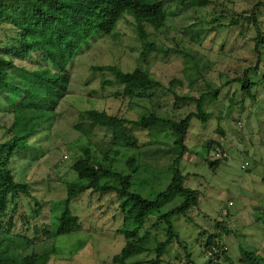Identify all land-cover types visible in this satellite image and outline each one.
Here are the masks:
<instances>
[{
    "label": "rangeland",
    "instance_id": "rangeland-1",
    "mask_svg": "<svg viewBox=\"0 0 264 264\" xmlns=\"http://www.w3.org/2000/svg\"><path fill=\"white\" fill-rule=\"evenodd\" d=\"M159 1L169 12L163 26L155 30L145 25L146 41L154 48L144 50L137 24L129 15L119 22L114 36L97 33L82 43L68 65L69 95L54 112L43 110V118L49 114L52 118L29 138L26 148L12 154L10 167L14 176L29 184L32 195L22 196L16 215L23 211L27 219L23 222L16 218L14 232L34 238L30 246L18 239L15 247L20 254L46 253V264H117L112 256L125 245L124 230L133 224L124 219L123 199L114 192L86 190L76 196L69 209L79 218L78 228L53 235L67 189L79 182L72 163L83 147H88L98 160L107 154L113 158V170L130 175L131 191L155 198L171 179L169 166L174 153L170 147L174 137L164 124L145 130L133 121L152 110L181 120L195 111V103L176 100L175 94L199 97L202 92L218 88L217 96L208 97L204 103L210 114L208 120H191L185 138L188 151L179 166L184 185L198 191V205L191 208L187 218L173 217L179 239L171 243L163 259L170 264L184 263L187 250L194 262L208 264L203 242L216 232L220 236L215 238L228 247L221 264H244L241 257L246 251L260 256L264 264V43L260 47L261 63L248 74L252 83L250 96L240 83L231 80L244 77V70L255 64L256 28L244 19L236 26L228 25L232 16H248L261 2ZM218 13L214 23L223 27L214 28L212 19ZM256 14L264 33L263 5H258ZM2 29L0 48L9 46ZM15 63L32 70L39 66V58L33 53ZM96 65H112L124 72L140 67L161 86L151 98L124 97L114 75L93 71L91 66ZM14 73L15 82L26 84L24 73ZM88 109L130 120L123 126L137 139V147L113 144V128L93 126L79 119L78 112ZM11 122L10 114L0 112L1 125L9 126ZM6 139V133L0 130V144ZM127 159H133V164ZM215 160L218 165H211ZM34 202L42 206L36 215L32 212ZM173 205L169 203L165 209ZM139 235L145 236L149 250L133 256L128 264H145L155 256L157 242L166 239L156 215L149 217ZM4 236L0 231V238Z\"/></svg>",
    "mask_w": 264,
    "mask_h": 264
},
{
    "label": "trees",
    "instance_id": "trees-1",
    "mask_svg": "<svg viewBox=\"0 0 264 264\" xmlns=\"http://www.w3.org/2000/svg\"><path fill=\"white\" fill-rule=\"evenodd\" d=\"M258 5L262 4L257 3L248 16H232L228 23L229 26H236L244 19L256 28L253 38L255 64L244 70V77L231 80L240 83L242 89L250 96L252 83L248 74L257 69L263 58L260 47L264 43V33L260 30L256 14ZM168 13L159 0H0V27H3L9 42V46L0 48V112L12 116L9 126L0 124V130L7 135V139L0 144V231L5 235L0 238V264H46L49 259L46 253L31 251L20 254L19 248L15 247L18 239L24 241L26 246H30L34 241L30 236L14 232L16 218L23 222L27 219L23 211L16 216L20 212L21 198L32 195L29 184L15 178L10 163L12 154L20 148H26L29 138L47 122V119L52 118L51 114L46 116L47 119L43 118V110L54 112L60 102L69 95L71 75L68 65L77 49L97 33L101 36H114L119 22L129 15L136 22L139 39L143 41L144 50L147 51L154 48V44L146 41L145 25L148 24L155 30L160 29ZM218 16L219 13L213 16L212 23L216 22ZM221 27L222 24L214 26ZM33 53H37L39 58L37 68L28 70L16 65L15 60L30 58ZM91 69L111 72L122 86L121 95L124 97L151 98L161 86L160 82L151 78L149 73L140 67L129 72L112 65H96L91 66ZM15 70L25 74L26 84L15 82ZM102 82L109 83L107 80ZM218 91L216 88L212 92H202L199 97L175 94L176 100L195 103V111L189 112L181 120H173L152 110L148 115L133 121L145 130H153L164 124L174 137L170 147L174 153L169 166L171 179L165 189L153 199L130 190V175L113 170V158L104 154L98 160L92 156L88 147H83L82 154L71 165L79 182L67 189L63 200L64 207L57 216L58 226L53 235L70 233L78 228L79 218L69 209V203L76 196L86 190L114 192L123 199L121 207L124 219L130 221L133 227L124 230L126 243L112 256L113 263L128 264L130 258L149 250L145 245V236L139 235V231L150 216L156 215V223L164 226L166 239L157 242L154 247L155 256L145 264H170L164 261L163 255L171 243L179 239L172 219L176 215L187 218L191 208L198 205L197 189L184 185V175L179 168L183 156L188 151L185 138L192 119L201 122L208 120L210 114L205 109V100L210 96L216 97ZM78 117L88 120L93 126L113 128V144L137 147V139L123 126L125 122L130 123V120L97 109L79 111ZM78 125L77 123L76 127ZM109 152L113 153V150L110 149ZM127 163L132 165L133 159H127ZM218 163V160L210 162L215 166ZM169 203L174 205L165 209ZM41 207V204L34 202L33 215L39 213ZM4 218L6 220L3 222ZM34 233L37 234L38 231L35 229ZM219 236L215 232L204 239L203 252L205 257L209 258L208 264H221V256L225 249H228L226 244L215 238ZM185 256L184 263L174 264H197L190 257L189 251L186 250ZM241 259L244 264H262V258L250 251L243 252Z\"/></svg>",
    "mask_w": 264,
    "mask_h": 264
},
{
    "label": "crops",
    "instance_id": "crops-1",
    "mask_svg": "<svg viewBox=\"0 0 264 264\" xmlns=\"http://www.w3.org/2000/svg\"><path fill=\"white\" fill-rule=\"evenodd\" d=\"M258 1V0H257ZM261 3H262V5L264 6V0H259ZM263 17H264V15H263Z\"/></svg>",
    "mask_w": 264,
    "mask_h": 264
}]
</instances>
